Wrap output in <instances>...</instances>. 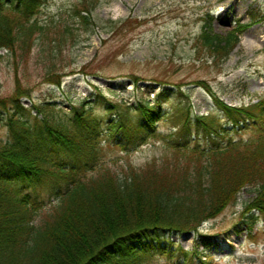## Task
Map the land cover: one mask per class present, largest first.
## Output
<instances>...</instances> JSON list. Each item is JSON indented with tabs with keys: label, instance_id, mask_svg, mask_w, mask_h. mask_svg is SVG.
Instances as JSON below:
<instances>
[{
	"label": "trees",
	"instance_id": "trees-1",
	"mask_svg": "<svg viewBox=\"0 0 264 264\" xmlns=\"http://www.w3.org/2000/svg\"><path fill=\"white\" fill-rule=\"evenodd\" d=\"M46 1L0 0V48L28 44L33 29H42L33 16ZM97 3L80 0L83 23H89ZM245 27L220 34L205 24L194 39V54L222 66ZM192 83L209 94L228 126L196 115V130L210 137L205 147L191 146L187 134L194 123L186 115L177 124L183 140H167L169 157L129 167L123 177L97 168L98 137L106 130L122 151L153 139L172 91L165 86L151 99L105 103V110L115 115L108 122L85 102L75 109L70 125L48 116L33 124L11 122L10 138L0 144V264H135L153 250L178 251L182 264L193 257L211 264V256L201 251L175 247L169 233L196 231L252 185L256 195L244 204L238 222L250 234L256 221L264 219V99L227 105L206 81ZM172 92L184 95L180 87ZM19 96L16 89L10 99ZM46 193L56 196L57 203L45 219L34 222Z\"/></svg>",
	"mask_w": 264,
	"mask_h": 264
},
{
	"label": "rangeland",
	"instance_id": "rangeland-1",
	"mask_svg": "<svg viewBox=\"0 0 264 264\" xmlns=\"http://www.w3.org/2000/svg\"><path fill=\"white\" fill-rule=\"evenodd\" d=\"M97 2L85 24L80 0H47L33 16L42 29H33L28 44L0 48V144L9 140L11 122L33 124L48 116L51 122L70 125L82 102L90 103L92 113L108 122L115 115L105 110L107 102L131 104L136 96L151 99L163 86L172 91L180 87L184 95L169 91L162 107L165 118L146 144L124 152L110 142L106 131L100 133L97 168L123 177L129 167L169 157L167 140H183L177 124L186 115L194 123L186 133L191 146L198 143L202 148L209 142L208 135L196 130V115L227 126L211 97L192 82L206 81L226 104L240 106L264 98V0ZM207 23L220 34L248 25L222 66L193 52L194 39ZM16 89L21 96L11 101ZM241 136L247 138V133ZM255 195L252 185L244 187L216 217L196 231L170 233V240L175 247L212 256L211 264H264V220L251 235L238 223L244 204ZM42 199L34 222L45 219L58 200L49 193ZM183 259L180 253L153 250L135 264H182ZM186 264L202 263L193 257Z\"/></svg>",
	"mask_w": 264,
	"mask_h": 264
}]
</instances>
